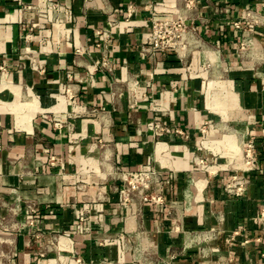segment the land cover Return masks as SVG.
Instances as JSON below:
<instances>
[{
    "label": "crops",
    "instance_id": "crops-1",
    "mask_svg": "<svg viewBox=\"0 0 264 264\" xmlns=\"http://www.w3.org/2000/svg\"><path fill=\"white\" fill-rule=\"evenodd\" d=\"M116 167L163 203L132 214ZM77 258L264 264V0H0V264Z\"/></svg>",
    "mask_w": 264,
    "mask_h": 264
},
{
    "label": "built area",
    "instance_id": "built-area-1",
    "mask_svg": "<svg viewBox=\"0 0 264 264\" xmlns=\"http://www.w3.org/2000/svg\"><path fill=\"white\" fill-rule=\"evenodd\" d=\"M196 0H187L192 5ZM188 26L184 20L177 19L173 21H154L153 32L149 38V48L153 52L165 51L167 49H176L184 46L188 39ZM150 129L156 134L168 131L159 123L150 125ZM244 162L246 171L257 168V162L253 156L252 146L249 145L245 151ZM116 179L123 184L122 205L129 208L132 214H136L138 208L144 204L160 205L163 203V197L155 190L159 182V172L154 168L134 172L126 171L122 167H116ZM246 177L235 176L230 183L226 185V192L229 195L242 196L249 184ZM73 264H83L81 259L73 260Z\"/></svg>",
    "mask_w": 264,
    "mask_h": 264
},
{
    "label": "rangeland",
    "instance_id": "rangeland-1",
    "mask_svg": "<svg viewBox=\"0 0 264 264\" xmlns=\"http://www.w3.org/2000/svg\"><path fill=\"white\" fill-rule=\"evenodd\" d=\"M246 149H247V146L243 145V146H242V150H243V158H244V155H245V151H246ZM207 165H211V164H208L207 162H206V164H205V161H204V163H202V164L198 163V167L201 168V169H206L205 166H207Z\"/></svg>",
    "mask_w": 264,
    "mask_h": 264
},
{
    "label": "bare ground",
    "instance_id": "bare-ground-1",
    "mask_svg": "<svg viewBox=\"0 0 264 264\" xmlns=\"http://www.w3.org/2000/svg\"><path fill=\"white\" fill-rule=\"evenodd\" d=\"M242 153H243V151H242ZM244 159V158H243ZM245 167H246V164H245Z\"/></svg>",
    "mask_w": 264,
    "mask_h": 264
}]
</instances>
